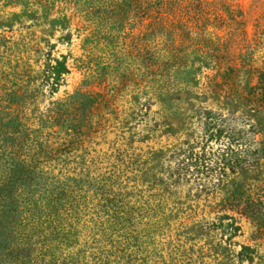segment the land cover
Wrapping results in <instances>:
<instances>
[{
  "label": "rangeland",
  "instance_id": "374dc122",
  "mask_svg": "<svg viewBox=\"0 0 264 264\" xmlns=\"http://www.w3.org/2000/svg\"><path fill=\"white\" fill-rule=\"evenodd\" d=\"M5 91L29 127L62 102L53 139L84 123L67 264H264V0H0ZM111 183L144 243L99 259L86 223L119 209L98 203Z\"/></svg>",
  "mask_w": 264,
  "mask_h": 264
},
{
  "label": "trees",
  "instance_id": "16d2710c",
  "mask_svg": "<svg viewBox=\"0 0 264 264\" xmlns=\"http://www.w3.org/2000/svg\"><path fill=\"white\" fill-rule=\"evenodd\" d=\"M8 92L1 94L4 100L0 99V264H67L70 257L86 251L82 248L72 255L56 256L64 244H71V238L74 240L76 225L84 217L89 202L80 191L79 185L84 180L81 170L67 166L72 148H81L79 141L86 132L84 123L81 119L70 123L64 133H58L53 139L57 130H43L44 122L65 124L64 115L58 109L62 102L54 111L38 117L37 127H29L19 122V107L5 103ZM77 95L85 96L86 93L79 91L70 98ZM88 98V105L96 104V97L88 95ZM80 104L75 109H85L86 105ZM59 163H62L61 167H58ZM49 183L51 189L45 201V196L36 194L42 188L46 191ZM118 193L114 183L101 190L99 206L120 201L119 209L115 208L105 217H91L90 223H86V227L93 230L90 234L92 243L88 245L92 248L89 254L92 257L106 258L102 249L104 240L110 239L112 243L114 235L122 236L125 241L120 251L131 245V251L136 253L144 243L135 233L136 229L128 228L133 216L140 214V209L134 214L138 206L117 200ZM18 213L19 217L16 216ZM17 220L19 224L15 226ZM94 249L97 251L93 252Z\"/></svg>",
  "mask_w": 264,
  "mask_h": 264
}]
</instances>
